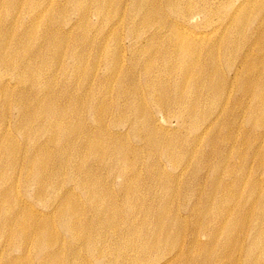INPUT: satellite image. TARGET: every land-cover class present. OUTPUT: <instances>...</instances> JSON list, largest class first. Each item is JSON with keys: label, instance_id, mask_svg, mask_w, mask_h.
Here are the masks:
<instances>
[{"label": "rangeland", "instance_id": "rangeland-1", "mask_svg": "<svg viewBox=\"0 0 264 264\" xmlns=\"http://www.w3.org/2000/svg\"><path fill=\"white\" fill-rule=\"evenodd\" d=\"M101 1L105 3L106 10L101 13L98 11L95 15V7L98 5L94 6L93 1L85 2L78 10L73 2L67 0H56V4H48L44 0H35L33 3L30 0H0V28L9 25L12 27L13 44L17 41L16 35L34 22V17L40 16L43 19L31 31L34 32L32 47L40 52L36 59V68L42 67L40 72L45 70L43 80L41 84H36L32 96L21 92V82L7 76L0 80V133L9 134L5 135L9 141L17 139L21 142L30 138V132L17 131L13 126L20 119L16 110L18 104L29 108L30 112L38 111L40 114L39 120L43 123L39 133L43 138L35 137V133L31 137V140L36 139L38 143L44 142L48 134L44 131L47 123L44 122L47 119L45 111L48 108L66 110L71 115L76 112L78 116H70L66 124L76 129L74 137L70 142H65L64 136L60 135L59 148H63L66 157H78L77 151L81 150L74 142L80 143L79 128L90 125L94 130L97 151L95 181L86 182L91 194L97 195L100 191L98 188H104L103 199H110L114 197L110 189L116 188L122 181L127 182L124 186L126 193L123 195L139 196L146 193L147 198L151 191L157 193V202L137 199L135 202L142 208L160 204L164 209L162 221H158L159 213L155 210V214H149L151 220L146 225L137 216L139 221H134V227L141 231L146 226L153 230L168 229L173 223L169 224L168 218L172 219L180 206L189 207L188 213H181L186 226L184 230L192 225L197 227L201 244L195 253H211L212 256L206 264H264V165L257 166L255 163L252 166L251 162V147L253 145L257 149L262 148V143L257 141V135L264 133V0H215L212 5L210 3L213 0H194L192 3L181 0L180 4L174 6L186 10L184 15L187 22L182 25L187 30V35L193 39H183L184 37L176 33L171 35L169 29L165 28L158 41L142 49L125 52L119 51V48L122 44L126 47L130 45L128 39L124 40L128 34L127 24H118L116 31L107 34L110 27L107 21H117L115 16L120 14L121 0ZM206 8L215 13L210 22H205L204 19L203 10ZM193 15L194 18L190 20ZM159 19L157 17L154 21ZM46 36L49 38L44 39ZM105 36L109 37L105 41L109 43L107 50L103 52L96 47ZM43 43L45 48H41ZM141 44L142 41L139 40L138 45ZM179 45L182 47L179 48ZM118 58L120 64L117 62ZM106 63L109 64L108 68L105 67ZM145 68L149 73L144 72ZM150 75L155 76L156 81L159 80L152 92L142 87L145 78ZM132 79L134 85L131 83ZM5 84L8 88H3ZM46 85L51 86L55 95H68V100L51 103L49 92L47 95L40 93V88ZM198 88H206L208 92L204 95L201 112H196V119H191L186 113L194 102L184 96L179 104H174L168 93L172 94L175 89L188 93ZM143 95L146 97L140 100L139 97ZM127 103L135 108L131 111L138 114L141 122L150 114L155 115L157 123L167 135L165 141L169 148L159 149L156 146L163 140L158 133L148 136L140 129L137 133L139 137L153 141L147 142L148 145L144 147L140 142L133 145L132 137L127 139L125 130L117 131L111 126V118L119 121L125 118L126 113L119 114L117 110L120 105L125 107ZM4 105L7 108L2 109ZM157 106H160V110L164 108L170 116L166 117L165 112H160ZM35 122H27L25 125L35 129L39 125ZM22 123H25L23 119ZM100 128L105 130L104 136L97 132ZM205 129L206 133L203 134ZM118 132L125 136L118 143L107 138V134ZM130 135L134 136L132 133ZM194 139H200L201 142ZM141 147L143 151L140 154L130 151L131 148L140 150ZM84 148L86 149L82 153L86 159L90 149L87 145ZM52 151L54 148L50 150L54 154ZM25 155L24 149L18 148L15 151L16 158L24 160ZM190 160H193L191 168L184 171L186 173L182 177L172 180L171 177L180 173L186 167L184 163ZM76 162L78 163V159ZM5 163L8 165L6 178L0 174V187L10 189L12 194L2 200V203H6V208L0 210V224L7 217L13 221L17 216L15 211L18 206H24L23 202L20 204V199L29 200L28 193L31 194L34 190L30 184L24 183V179L17 182L15 177L13 181L10 164L7 160ZM243 163H246V170L241 168ZM194 165L198 168L193 169ZM49 169L54 173L57 166L48 167V173ZM161 173L166 174L165 179H158ZM244 173L246 177L240 181ZM195 176H199L196 180L203 177L210 181L208 187H201L202 178L198 183L200 186L193 187V191H190L192 187L184 186L187 182H195ZM64 181L67 183L62 190H73L79 196L75 203L82 205L95 202L96 195L92 197L94 201H89L76 188L75 182H69L66 177ZM161 194L167 196L169 201L159 196ZM57 197L59 196L54 195L50 203L53 204ZM122 199L119 196V200ZM208 200L211 208L204 210ZM30 202L34 204V208L30 209L26 205L29 212L45 213L42 205L35 204L33 200ZM129 202L133 203L132 200ZM10 205L13 209L7 215L6 209ZM87 214L91 216L90 212ZM222 214L225 216L222 224L225 229L215 231L213 229L220 225ZM76 221L74 218L73 222ZM122 221L124 220L117 219L115 225L118 232L124 233L129 228ZM65 222L68 220L57 219L47 227V231H42L40 238L45 244L50 243L43 246H38L37 240L33 244L27 242L26 238L24 240L27 233H34L29 217L24 216L21 223L25 231H20L17 227H10L11 230L0 228V264H7L9 260H13L14 264H38L43 257L54 251L61 255V261L63 257L64 261L73 263V254L75 257L82 255L85 260L83 264H100L97 258L104 257L102 251L109 255L117 248L116 242L111 243L113 230L103 228L98 231L93 229L91 232L92 235L99 232L101 237L96 253H89L84 244H80L73 252L72 241L62 229ZM126 232L125 240H136V252H128V257L133 258L139 245L143 243V233L128 236ZM75 234L78 237L83 236L81 231H76ZM217 234L220 238L214 239L211 246L205 244L208 238ZM32 237L37 238V235L34 233ZM182 238H185L184 231L178 240L181 241ZM176 242L177 239H172L169 245ZM115 252L120 264L128 262L121 259L126 255L123 249ZM123 252L125 254L121 257ZM144 260L143 257L138 264H145ZM61 261L54 264H61Z\"/></svg>", "mask_w": 264, "mask_h": 264}, {"label": "bare ground", "instance_id": "bare-ground-1", "mask_svg": "<svg viewBox=\"0 0 264 264\" xmlns=\"http://www.w3.org/2000/svg\"><path fill=\"white\" fill-rule=\"evenodd\" d=\"M18 1L28 2L29 0ZM34 1L35 0H30V2L32 3ZM44 1H46L48 4H56V0ZM68 1L73 2L75 8H77L78 10H80L79 8L83 7H81V5H84L85 2L93 1L94 6L95 4L98 5L97 7H95V15L98 14V11L101 13L106 10L105 3H103L101 0H67V2ZM180 1L181 0H121L120 14L115 16V19H117V21L114 22L112 19L107 21L108 26H110L108 27L109 30L107 34H110L111 31H116L119 27L118 24H127L128 34L125 35L126 38L124 40L128 39L130 41V45L129 47H126L124 44H122L121 48H119V51L121 52L129 50L133 51L134 49H142L148 44L158 41L162 38L163 35L161 31L165 28L169 29L171 35L176 33L182 38L184 37L183 39H185V37L193 39L190 38L189 35H187L188 32L182 25L187 22V18L184 15L186 10H184V8L179 9L174 6V4H180ZM183 1H189L192 3L194 0H182V2ZM214 1L215 0H213V3L210 4H215ZM217 7H220V5H218ZM203 11H205L203 12L205 22L212 21L213 15L215 14L214 11L207 8ZM86 14L87 13L85 12V15ZM194 16L195 15H193L190 20L193 19ZM157 17H160V19L154 21V19H156ZM33 20L34 22H32L29 26H25V29L21 34L16 35L15 38H17V41L15 44L11 42V38L14 37L13 33H11L12 27H10L9 25L4 26V28H0V80L2 81L3 77L7 76L15 81L21 82L23 86L21 92L27 93L29 96H32V94L35 93L34 88L36 87V84H41L43 80V72L45 71L43 70L42 72H40L42 67L36 68L38 64V62H36V59L38 58V53L40 52H38L36 48L32 47L34 32L31 31V28L39 26L42 23L41 20L43 19H41L40 16H36L33 18ZM134 32H138V34ZM143 34L144 37H142ZM48 38L49 36L44 37V39ZM108 38L109 37L105 36L101 41H99L98 46L96 47L97 50L102 49L103 52L107 50L109 41H105ZM139 40L142 41L141 45H138ZM45 46L46 45L43 43L41 45V48H45ZM178 47L181 48L182 45H179ZM119 51L117 50V52ZM132 56L133 53L131 54V57ZM117 62L118 64H120V58L117 59ZM105 67L108 68L109 64L106 63ZM147 70V68L144 69V72H146V74L149 73V70ZM157 82H159V80L156 81V77L150 75L148 78H145L142 87L147 89V91L152 92L155 90ZM131 83L134 85V79L131 80ZM3 88H8V86H6L5 84ZM206 90V88H198L194 92L187 93L183 90L182 92H179L177 89H175L172 94L168 93V95L170 101L174 104H179L180 100H182L184 96H188L189 101H193L194 103L192 104V108L186 113V115H188L191 119H196V112H201L204 103V95L206 92H208ZM47 92H49L48 97L52 98L51 103H54V101L63 103L66 102L69 98L68 95H65L63 93H60L58 95L53 94L50 85L43 86L42 89L40 88V93L47 95ZM149 96L152 97L151 94H149ZM144 97L146 96H140L139 99L141 100V98ZM6 100L7 98L4 99V102ZM120 101L122 102V99H120ZM125 102H127V100H125ZM157 107L159 108L157 109L160 112H165L164 108L160 110V106ZM5 108H7V105H4L2 109ZM131 109L135 110V108L129 103H127L125 107L120 105L117 112L119 114L126 113L125 118L121 119L120 121L117 119L113 120L111 118V126L117 131L125 130V136L127 137V139H130L132 137L131 143L133 145L140 142L144 147H146V144L148 145L147 142L153 141L150 139L146 140L139 137L137 135L139 130H144L146 135L148 136L158 133L159 135H162L163 140L158 142L156 146L159 147V149L169 148L170 146L167 145L165 141L167 139V135L163 132L162 127L157 123L155 115L150 114L148 118L144 119L141 122L138 114L133 113ZM16 110L19 112L18 118L20 119L15 121L13 126H15L17 131L21 132V130H24L25 133L30 132V138H26L27 141L21 142H19L17 139H15V141H9L5 137V135L9 134L0 133V174L3 178H6V170L8 165L5 162L7 160V163L10 164L9 166L12 169V180L14 181L15 177H17L18 179L17 182H21V180L24 179V183L26 182L27 185L30 184L34 190L31 194L28 193V196L30 198L29 200L25 198L20 199L22 200L20 204L23 202V205L25 207L18 206L15 211L17 215L15 219L12 221L7 217L3 221V223L0 224V228L10 229V227H12L13 229V227H17L20 231H25L23 230L21 223L24 219V216L29 217L37 238L32 237L34 233L32 235L27 233L24 237V240L26 238V240H28L27 242L32 244L34 243V240H37L38 246H43L50 245V243L45 244V241L40 238V234L42 233V231H47V227L55 223L57 219L61 221L68 220V222L62 224V229L67 235H69V238L72 241V247L74 248L73 252H75L76 249L84 244L89 253H96V251L99 250L97 248V245L99 244L98 242L101 240V237L98 235L99 232H95V235H92V230L95 229L98 231L103 228L107 230H113V241L111 243L116 242L117 244L115 245V247L117 248L114 251L112 250L109 255H106L102 251L103 248H101L104 257L97 258V261L100 264H120L115 252L117 249H123L126 253L124 257L122 256L125 253H121L122 261H128L126 264H138L143 259V257L145 258V264H206L209 257L212 256L211 253H195L198 245L201 244L197 236V227L195 225H192L190 228H186L184 230L186 226L185 221H182L183 215L181 213H188L190 211L189 207L180 206L177 213L173 215V218H168L169 224L173 222L172 225L168 227V229L162 228V230H153L149 226H146L144 227L145 230L143 229L141 231V229L134 227L133 225L134 221H139V217L137 216H140L142 220L141 222H145L144 225H146L147 221L151 220L149 214H155L156 210V212L159 213L158 221H162L164 217L162 212L164 211V209L160 207V204L151 208H142L140 206H137L135 200L137 199L140 201L148 202L151 200L156 201V199L158 198H156L157 193L151 191L150 195L147 198L146 193H141L139 196H135L134 194H129L127 196L123 195L126 193V189L124 186L127 182L122 181L119 186L110 189L111 194L114 195V197H110V199H103L102 195H104V188H98L100 189V191H98L97 195L91 194L90 190L86 186V182H88L89 180L95 181V156L97 155V151L95 149L94 130L90 125L82 126L84 130L79 128L78 131L81 134L80 143L77 144L73 141L74 144L78 145L77 148L81 150L77 151L78 157H66L63 148H59L61 146V142L58 139L60 135L64 136L63 140L65 142H70L74 137L76 129L66 124L68 123L70 116H78L76 112H73V115H71L66 110L59 111L56 109L52 110V108H48L45 111V117L47 119L44 121L47 122L45 125L46 129L44 131H47L48 134L44 142L39 141L38 143L36 139L31 140V137L35 133V137L40 139L43 138V136H41V133H39V131H42L43 123H41L39 120L40 114H38V111L30 112L29 108L24 107L20 104L16 106ZM165 114L166 117L170 116L166 112ZM67 118L68 120L66 121ZM80 118H82V115H80ZM22 119L25 123H22ZM32 121H36L35 123H39L37 128L35 126V129H33L25 125L27 122H29L30 124V122ZM206 121L207 120H205V122ZM34 130H36L37 133ZM97 132L101 136L105 135V130L102 128H100ZM131 133L134 134V136L130 135ZM205 133L206 129L203 131V134ZM125 136L121 132L107 134V138L113 143H118L121 139H124ZM194 140L197 142H201L200 139ZM257 141H260L262 143V148L257 149V147H253L252 145V166H254L255 163L257 164V166H259V164L264 165V133H258ZM86 145L90 150H88V155L85 159V154H83L82 152L84 149H86L84 148L86 147ZM18 148L22 150L24 149V154L26 153L24 160H21L18 157L16 158L15 151ZM52 148H54V151H52L53 153L55 152L54 154L50 153V150H52ZM130 151L134 154H140L143 151V148L141 147L140 150L139 148H131ZM28 154L31 155L27 156ZM76 159H78V163L76 162ZM151 159L153 158H150V160ZM191 161L193 160H190L188 162L189 164L184 163L186 167L183 168L180 173H175L171 177V179L173 180L176 177H182V174L186 173H184V171H187L191 168L190 165L193 163ZM88 163H91V165H87ZM52 166H57L56 171L54 173H51L52 170L49 169L48 173V167ZM133 167L136 168V166ZM242 167L245 169L246 163L241 164V168ZM192 168L197 169L198 167L194 165ZM64 177L69 179V182H75L76 188L84 195L86 199H89V201H94L92 197L96 195L95 202H90L88 204L82 205L75 203V201L78 199L77 197L79 196H76L73 190H66V192L62 190L63 185L67 183L64 181ZM197 177L199 176L194 177L195 182H187L184 184V186L192 187L190 191H193V187H197V185H199V181L202 178L203 185H201V187H208L210 181L204 180L203 177H200L198 180H196ZM245 177L246 175L244 173L240 181H243ZM165 178V173H161L158 177V179ZM168 189L172 190L171 187H168ZM11 194L12 191L10 189H4L3 187H0V210H4L6 208V203H2V200ZM54 195H58L59 197H57V200L53 204H51L50 202L53 200L52 198ZM119 196L123 198V201L119 200ZM159 196H162L164 200L169 201L167 196L164 197L163 194ZM30 200L35 201V204L42 205L46 210L45 213L33 214L32 212H29L26 209V205L30 206V209L34 208V204L30 202ZM130 200H132L133 203L129 202ZM203 208L204 210H210L211 207L209 200L206 201ZM12 209L13 208L11 207V205L10 207H7V215L11 212ZM89 212L91 213L90 217L87 214ZM80 216H82V218H80ZM74 218L77 219L76 222H73ZM117 219H123L124 221L122 222L124 223V226L128 225L127 228L129 229L127 232L125 231L128 236H136L137 234L143 233V243L139 245V249L136 253L137 256L135 255L133 258L128 257V252H136V240L134 238H131L128 241L124 239L125 232H118L116 229L115 222ZM223 222H225L224 214H222L220 225L213 230L216 231L225 229V226H222ZM38 229H40V231H38ZM232 230L233 228L231 229V231ZM76 231H81V233H83V236H76ZM183 231L185 232V238H182L181 241H179L178 237L181 236ZM217 238H220V235L217 234L214 237L208 238V242L205 244L211 246L213 240ZM172 239H177V242L170 246L169 243ZM128 244H131V247H128ZM125 246L127 248H125ZM71 258L75 260L73 261V263L68 262L67 260L64 261L63 257L61 261V255L58 252L54 251L48 254L46 257H43L38 264H54L58 261H61V264H83L85 262L82 255H80L79 257H75L73 254H71ZM7 264H14V261L9 260Z\"/></svg>", "mask_w": 264, "mask_h": 264}]
</instances>
